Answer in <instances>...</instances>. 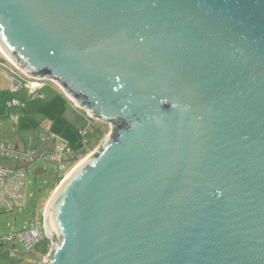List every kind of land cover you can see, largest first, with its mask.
I'll list each match as a JSON object with an SVG mask.
<instances>
[{"label":"water","instance_id":"water-1","mask_svg":"<svg viewBox=\"0 0 264 264\" xmlns=\"http://www.w3.org/2000/svg\"><path fill=\"white\" fill-rule=\"evenodd\" d=\"M0 51L110 126L44 264H264V0H0Z\"/></svg>","mask_w":264,"mask_h":264},{"label":"rangeland","instance_id":"rangeland-1","mask_svg":"<svg viewBox=\"0 0 264 264\" xmlns=\"http://www.w3.org/2000/svg\"><path fill=\"white\" fill-rule=\"evenodd\" d=\"M10 80V87L2 88L0 83V122L6 123L3 132L8 141L24 143L29 148H41L49 145V138L40 141L41 135L52 133L67 142L71 149L66 157L74 152H82L65 174L89 152L94 150L101 139L110 131V126L88 117L82 110L76 108L54 83L36 82L27 79L22 73L14 69L0 51V78ZM12 80L20 82V87L13 90ZM15 98V102L12 101ZM19 100V101H18ZM13 102V103H12ZM56 108V109H55ZM58 111L63 118V125L58 116L52 112ZM6 112V113H5ZM46 115L52 120L45 119ZM58 133L50 129V125L58 128ZM1 125V124H0ZM80 130H84L82 135ZM46 144V145H45ZM15 160L0 156V165H12ZM25 178L20 191L23 195L21 205L11 210L0 207V237L14 234L17 231L30 228L42 222L43 208L54 189L63 176L58 179L59 166L57 162L48 159H37L23 167ZM49 239L44 235L30 250H25L21 243L16 242L17 252L6 254V247L0 246V262L4 264H36L44 256ZM4 245V244H3ZM22 260V261H18ZM14 261V262H13Z\"/></svg>","mask_w":264,"mask_h":264},{"label":"built area","instance_id":"built-area-1","mask_svg":"<svg viewBox=\"0 0 264 264\" xmlns=\"http://www.w3.org/2000/svg\"><path fill=\"white\" fill-rule=\"evenodd\" d=\"M20 87V82L12 80L11 88L13 90ZM81 134L84 135L85 131L80 130ZM49 138V145L43 149H20L13 144L0 142V156L5 158H11L23 166L31 164L37 159H48L57 162L59 166L58 177L61 178L63 174L67 172L72 166V159L65 155L72 151L69 144L52 133L49 135H41L40 141H44ZM71 164V166H69ZM66 175V174H65ZM64 175V176H65ZM63 176V177H64ZM62 177V178H63ZM25 178V172L22 167H8L0 165V207L5 208L7 211L19 206L23 202V195L20 188ZM44 237V232L41 223L36 224L27 229H23L15 232L14 234H7L4 237H0V245L9 244L10 251H18L16 242L21 243L25 250H30L33 245ZM50 248V241L47 244V249ZM48 252V251H47ZM47 253L42 256L41 259L35 260L37 264H44Z\"/></svg>","mask_w":264,"mask_h":264},{"label":"crops","instance_id":"crops-1","mask_svg":"<svg viewBox=\"0 0 264 264\" xmlns=\"http://www.w3.org/2000/svg\"><path fill=\"white\" fill-rule=\"evenodd\" d=\"M14 69L15 70H17V71H19L17 68H15L14 67ZM20 73H22L21 71H19ZM23 74V73H22ZM24 75V74H23ZM25 76V75H24ZM26 77V76H25ZM27 79H29V80H32V79H30V78H28V77H26ZM34 81H36V82H42V81H38V80H34ZM0 83H1V85H2V88L4 89V88H6L7 86L8 87H10V80L7 78L6 80H5V78H4V76L2 77V78H0ZM43 83H51V82H47V81H44ZM52 84V83H51ZM57 89L61 92V90H60V88L57 86ZM63 94V93H62ZM17 100V99H16ZM15 100V98L14 97H12V101L13 102H15L16 101ZM19 101V100H18ZM12 102V103H13ZM56 109V108H55ZM6 113V112H5ZM52 115L53 116H58V118L60 119V121H61V123L64 125L65 124V118H63V116H61L60 114H59V112L58 111H54V112H52ZM52 117H50L49 115H46V117H45V119H47V120H52L51 119ZM0 142H4V143H8V144H13V145H15V146H17L18 148H20V149H24V150H26V149H30V148H36V149H43V148H47V146L48 145H46V146H43V147H41V148H37V147H32V145L28 148L27 147V145H25L24 143H18V141H14V142H11V141H8L9 140V138L7 137V135H5V133L3 132V128L5 127V125H6V123L4 122H0ZM50 129L51 130H53L54 132H56V133H58V130H60V123L58 124V128H54L53 126H52V124L50 125ZM55 136V135H54ZM57 137V136H56ZM73 150V149H72ZM74 154H75V156H78V155H80V154H82V152H74ZM72 157V156H71ZM71 157H69V158H71ZM2 166V165H1ZM8 167H25V166H23L22 164H20V163H18L17 161H15V162H13V164L11 165H7ZM0 246H4V247H6L5 249H4V251H6V254L7 255H9L10 256V254H11V251L9 250V244L7 243V244H4V245H0ZM47 251H48V249L45 251V253H44V255L47 253ZM17 252V251H16ZM18 261H22V260H18ZM14 262V261H13ZM36 263V262H35ZM0 264H4L3 262H0ZM15 264V263H14ZM37 264V263H36Z\"/></svg>","mask_w":264,"mask_h":264},{"label":"trees","instance_id":"trees-1","mask_svg":"<svg viewBox=\"0 0 264 264\" xmlns=\"http://www.w3.org/2000/svg\"><path fill=\"white\" fill-rule=\"evenodd\" d=\"M78 157L75 156V154L71 157V159L73 160V162H75L77 160ZM58 179L60 180V178L58 177Z\"/></svg>","mask_w":264,"mask_h":264}]
</instances>
